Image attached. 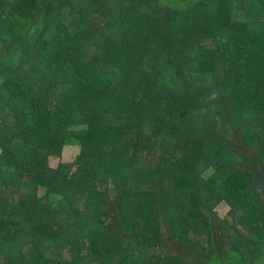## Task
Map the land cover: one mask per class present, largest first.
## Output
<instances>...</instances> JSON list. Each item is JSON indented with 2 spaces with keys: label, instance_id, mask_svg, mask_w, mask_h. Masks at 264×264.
<instances>
[{
  "label": "trees",
  "instance_id": "16d2710c",
  "mask_svg": "<svg viewBox=\"0 0 264 264\" xmlns=\"http://www.w3.org/2000/svg\"><path fill=\"white\" fill-rule=\"evenodd\" d=\"M0 264H264V0H0Z\"/></svg>",
  "mask_w": 264,
  "mask_h": 264
},
{
  "label": "rangeland",
  "instance_id": "374dc122",
  "mask_svg": "<svg viewBox=\"0 0 264 264\" xmlns=\"http://www.w3.org/2000/svg\"><path fill=\"white\" fill-rule=\"evenodd\" d=\"M79 153H80V147L77 143L66 146L63 150L62 159L61 160L60 159H51L50 165L52 168H57L59 164L72 163L75 160V158L79 155ZM212 174H213V171L209 170L203 175V177H204V179H209V177ZM226 210H228V208H225L224 206H221L217 209V212L219 213L220 219L226 220V213H227ZM228 212H229V210H228ZM109 224L111 225L112 223L109 222Z\"/></svg>",
  "mask_w": 264,
  "mask_h": 264
}]
</instances>
